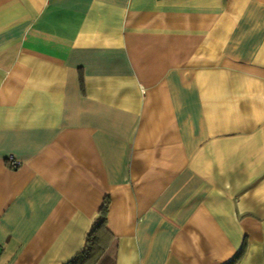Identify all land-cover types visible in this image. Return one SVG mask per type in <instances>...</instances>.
<instances>
[{"label":"crops","instance_id":"obj_1","mask_svg":"<svg viewBox=\"0 0 264 264\" xmlns=\"http://www.w3.org/2000/svg\"><path fill=\"white\" fill-rule=\"evenodd\" d=\"M105 198L113 264H264V0H0V264Z\"/></svg>","mask_w":264,"mask_h":264},{"label":"trees","instance_id":"obj_2","mask_svg":"<svg viewBox=\"0 0 264 264\" xmlns=\"http://www.w3.org/2000/svg\"><path fill=\"white\" fill-rule=\"evenodd\" d=\"M108 205L109 200L105 198L86 235L82 250L66 264H113V261L105 256L112 240V236L106 228ZM240 258L241 254H238L225 264H237Z\"/></svg>","mask_w":264,"mask_h":264},{"label":"built area","instance_id":"obj_3","mask_svg":"<svg viewBox=\"0 0 264 264\" xmlns=\"http://www.w3.org/2000/svg\"><path fill=\"white\" fill-rule=\"evenodd\" d=\"M9 167L11 168V169H15V168H17V166H18V163L17 162H15L14 160H12V159H9Z\"/></svg>","mask_w":264,"mask_h":264}]
</instances>
